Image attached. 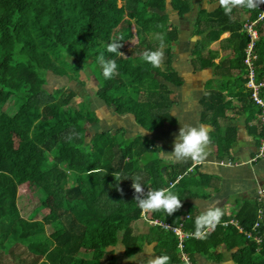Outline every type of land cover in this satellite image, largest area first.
Listing matches in <instances>:
<instances>
[{
	"label": "trees",
	"instance_id": "obj_1",
	"mask_svg": "<svg viewBox=\"0 0 264 264\" xmlns=\"http://www.w3.org/2000/svg\"><path fill=\"white\" fill-rule=\"evenodd\" d=\"M195 1L0 0V220L19 218L18 188L27 184L39 201L29 218L36 220L40 212L48 210L41 220L52 227L36 241L43 245L38 246L44 247L43 251L33 250L30 243L35 240H26L28 236L15 230L10 245L0 248V264H42V260L45 264H120L152 242L158 256L171 258L169 264H183L179 237L160 226H149L146 217L160 218L191 234L184 241V252L191 258L196 254L212 257L224 244L228 251H235L237 264H264V239L258 245L236 226H224L230 218L223 211L214 230L208 228L211 231L205 238H195L194 221L199 214L184 203L177 189L172 191L181 207L174 213L142 214L135 200L139 194L132 187L137 177L148 192L168 188L179 177L187 188L188 178L198 173H190L184 166L167 168L160 147L149 137H127L124 128L89 132L99 118L91 108L93 102L86 99L90 98L85 92L87 71L96 83L92 86L96 97L118 117L130 115L150 132L176 122L171 115L172 103L165 97L172 92L168 83L179 86L183 80L172 67L179 31L170 22L169 8L188 20ZM260 12L259 6L234 7L230 15L220 5L212 12L199 9L196 24H206V28L195 32L203 38L194 55L202 66L237 72L205 97L202 120L211 110V123L218 124L217 118L225 114L227 97H232L242 102L245 112L252 113L263 137L264 126L257 118L262 108L252 100V90L246 88L244 59L249 38L243 31L244 24L255 21ZM152 28L155 31L150 35ZM256 29L255 72L260 83L264 82V21ZM225 33L230 36L218 42ZM158 34L164 38V60L156 68L141 57L159 48ZM114 40L122 44L118 51L123 55L107 51ZM217 48L229 51L218 64ZM101 53L117 63V74L111 79L103 77L98 61ZM48 73L86 84L82 93H86L87 104L76 103L78 93L68 88L46 89ZM260 96L264 100V87ZM229 133L232 129L226 126L209 134L211 143L222 153L233 143L229 140L234 134ZM256 206L246 204L232 216L244 232H250L257 221L261 208ZM141 224L147 225L146 231ZM10 233L0 225V240H7ZM117 249L123 250L122 257L117 256Z\"/></svg>",
	"mask_w": 264,
	"mask_h": 264
},
{
	"label": "crops",
	"instance_id": "obj_2",
	"mask_svg": "<svg viewBox=\"0 0 264 264\" xmlns=\"http://www.w3.org/2000/svg\"><path fill=\"white\" fill-rule=\"evenodd\" d=\"M218 4H212L208 0H196L192 11L193 13L196 12L193 23L189 19L186 20L189 26L187 28L184 27L181 31L175 25L179 31V41L175 46V57L172 67L178 73V76L182 78L183 83L179 86L170 83L168 85L172 93H175L172 95L171 115L175 118L176 122L174 124L167 123L162 128L150 132L140 127L134 117L129 115L124 116L126 118L120 120L122 126L117 130L124 128L127 137L130 138L137 135L149 137V139L160 147L161 153H168L173 151L174 140L179 134L180 127L185 124L192 126L203 124L208 128V134L214 133L221 127L230 126L234 134V139L229 140L233 143L228 149L229 152L226 153L227 157H225V153L220 152V148L217 145H212V143L207 146L206 151L208 155L201 164H196L190 158L186 161H173L162 154L160 156L165 160V163L166 160L168 161L166 163L167 168L184 166L189 169L188 171L190 173H193V170L198 173V175L196 174L188 178L187 188L179 182L171 189H177L175 192L183 196L185 204L195 208V213L200 215L209 208L219 207L230 218L227 223L232 221L237 223V221L232 219V216L234 215V211L237 209V212L240 206L243 207L246 204L250 206L257 205L258 210L262 207L258 199L259 190H264V156L258 157L261 145L258 139L260 137L259 124L254 120L252 113L245 112L242 102H238L237 99L227 97L224 104L225 114L219 117L217 116L218 124L211 123L212 117H214V112L211 110L205 112L206 118L204 121L202 120L204 112L203 101L205 97L208 96L211 90L218 91L224 79L237 74L236 71L229 72L227 67L221 69L214 68L213 66H202L196 61V56L194 55L198 41L203 38L202 36L196 35L195 32L198 29L204 30L206 28V24L200 26L196 24L195 20L198 11L201 9L212 12L219 7L220 4ZM192 12L190 15H192ZM176 14L175 17L181 19L178 13ZM172 20L171 18V24ZM229 35V33L223 34L222 36L224 38L222 40L228 38ZM221 41L219 40L218 42ZM214 44L211 45V48L214 47ZM214 51L219 53L218 58L215 60L217 64L229 53V51H224L219 48ZM204 55L205 57L208 56L207 53ZM160 80L161 82H165L163 79ZM228 102L229 104L227 105ZM257 118L263 124L261 115H258ZM103 120L108 121L106 118H103ZM99 121H101V118ZM110 123L108 121V124ZM263 129L264 127L261 131ZM99 130L94 131V133L99 132ZM101 131L106 130L101 129ZM161 215L167 216L168 214L161 211ZM158 220L161 221L160 218ZM146 224H143V226L141 224L142 228H146L143 229L145 231L148 228ZM209 231L211 229L206 230V235ZM155 246L156 243L154 242L147 243L143 251L134 257L136 264H147L149 255L158 256L155 253ZM145 248H149L150 251L146 253ZM234 252V250L228 251L227 247L221 244L215 250L212 257L208 254H196L192 258L188 254L187 256L194 264H237L233 258Z\"/></svg>",
	"mask_w": 264,
	"mask_h": 264
},
{
	"label": "clouds",
	"instance_id": "obj_3",
	"mask_svg": "<svg viewBox=\"0 0 264 264\" xmlns=\"http://www.w3.org/2000/svg\"><path fill=\"white\" fill-rule=\"evenodd\" d=\"M261 3H264V0H219V4L224 9L226 15H230L234 7L254 9ZM156 38L160 42L159 48L156 51L144 52L141 59L146 63H150L153 67L158 68L164 60V53L162 51L164 48V38L159 34ZM121 45L122 44L118 41L114 40L107 46V51L123 55V53L118 51ZM98 61L102 67L103 77L105 79H111L117 74L118 66L115 60H106L103 53H101L98 57ZM208 133V128L203 124H198L196 126L185 124L180 127L179 134L174 140L173 151L168 153L163 152L161 154L173 161H186L190 158L196 164H201L208 155L206 148L211 143ZM132 187L137 194L142 193L143 189L139 182V177L133 180ZM135 200L142 214L163 211L171 215L181 207V201L178 196L173 193L171 187L149 190L145 198L141 199L140 196L137 195ZM222 215L223 213L219 207H213L197 216L194 221L195 238H205L206 229H214L216 225L220 223ZM149 251V248H145L146 253ZM170 259L168 255H149L147 264H169Z\"/></svg>",
	"mask_w": 264,
	"mask_h": 264
},
{
	"label": "rangeland",
	"instance_id": "obj_4",
	"mask_svg": "<svg viewBox=\"0 0 264 264\" xmlns=\"http://www.w3.org/2000/svg\"><path fill=\"white\" fill-rule=\"evenodd\" d=\"M192 1H194V0H192ZM120 5H121V3H120ZM201 7H203V6H201ZM169 11L171 13L170 14L171 18L173 19L172 25L178 26L180 31L183 30L184 27L187 28V26H189V24L187 23L186 20L178 19L177 17H175L177 14L175 12H172L170 8H169ZM195 15H196V12H194V13L192 12V15L187 17L189 20H191V23H193V18L195 17ZM243 17L245 18V17H247V15H243ZM133 31L135 32L134 28H133ZM154 31L155 30L152 28L150 30V35H153ZM223 38H224V36L221 37L220 41ZM247 47H248V45H247ZM86 73H87L86 77L89 79V82L88 83L86 82L87 85L85 84L86 86L84 84L72 81L70 78L60 77V76H56L52 73H48V75H47L48 84L46 85V89H48L50 92H52L56 88H68V90L75 91L78 93V97L75 99L76 103H78V104H80V103L81 104H87V101H85V96L87 93L90 96V98L86 97V99L93 102L91 108L96 112V115L98 116L99 120L101 118V121H99V125L97 124V126H95L94 128H93L94 125L90 126L91 128L89 127V132L91 133V135L94 134V131H97L98 129H100L99 132L101 131V129H103V130L112 129L113 132H115L118 128H120L122 126V124H120V122H121L120 120H122L126 117L123 116V118L117 119L118 115H116L114 113L113 109L110 107H107L103 102L99 101V99L96 97L95 93L93 92V88H92V86L96 85V83H95V81L90 79V77H88L89 71H87ZM86 77L83 76V78H84L83 80H85ZM237 84L239 85L238 82H237ZM84 86L87 89V91H85L86 93L84 92V94H83L82 91H83ZM173 94H175V93L170 92L169 96L167 94L165 97L166 100L168 98L170 100V102L172 103L173 102V99H172ZM228 104H229V102L227 103V105ZM89 109H90V107H89ZM87 111H88V109H87ZM87 111H85V113H87ZM103 118L108 119V121L111 123L108 124V121L106 120L107 121L106 122L105 120H103ZM110 126H111V128H110ZM258 139L260 141V144H262V135ZM228 152H229V150L226 153H228ZM226 153H225V155H226L225 157H227ZM221 156L223 157V155H221ZM167 162L168 161L166 160V163ZM181 178L182 177H179V179L177 181H175L174 183H171V184H174L173 187L176 185V183L180 182ZM18 196H19L18 197L19 198L18 199V205H19V209H20L19 218H17V220H14V219L0 220V225L3 226L4 232H6V231L11 232L10 237L7 240H0V248L6 249V247L10 245L11 241H9V240L12 237L11 234L16 230L19 233L21 232L25 236H28L29 238H27L26 240H31V239L35 240L34 242L30 243V246L32 247L33 250L43 251L44 247H38V246H43V245L41 243H37L36 241H37L38 237L40 238V235L43 232L46 235H48L52 231V227L46 226L45 223H43V220H41L42 214H46L48 212V210H44V211L40 212L35 217L36 220L35 219L33 220V219L29 218V216H30L31 212L37 206H39L38 198H36V196H33V190L27 184L22 185L18 188ZM262 207L264 208V205H262ZM239 209H241V206L239 207ZM236 210L234 211V214H235ZM143 222H144V220H143ZM143 229H146V228H143ZM170 231H173V230H170ZM15 238L17 239V237H15ZM122 251L123 250H121V249H117V256L118 257H122V254H123ZM180 256H181V253H180ZM181 261H182V258H181ZM42 264H45V261L42 260ZM120 264H136V260H135V258H129V259L124 258V259H122Z\"/></svg>",
	"mask_w": 264,
	"mask_h": 264
},
{
	"label": "built area",
	"instance_id": "obj_5",
	"mask_svg": "<svg viewBox=\"0 0 264 264\" xmlns=\"http://www.w3.org/2000/svg\"><path fill=\"white\" fill-rule=\"evenodd\" d=\"M259 10L261 11L258 18L255 21H248L244 24L243 26V31L247 33L248 38H249V43L248 47L246 49L245 53V59H244V64L246 66L247 70V82H246V88L252 90V95L251 98L255 102V104L259 107L262 108V114H261V120L264 123V100L260 96L261 89L264 87V82L257 83L256 82V72H255V62L258 60V55L255 52V44L259 38V32L256 29V25L264 21V3H261L258 5ZM264 156V136L262 138V144L260 145L259 148V154L258 157H263ZM174 184H171L169 187H173ZM148 192H146L144 189L142 193H139L140 197H143L144 195H147ZM259 203L261 205H264V190L260 189L259 190ZM146 222L149 223L151 226H160L165 230H173L174 233L179 237V244H178V249L179 252L181 253V258L184 264H193L187 254L184 252V241L192 236L189 233H185L181 228H174L170 226L167 223H163L162 221H159L157 219L155 220H150L148 217H146ZM234 225L236 226L240 232H243L246 234L247 238L256 242L258 245H260L264 239V233L260 234V229L264 225V208L261 207V210L258 211V218L255 224L252 227V230L250 232H244V230L239 227L237 223L232 222H225L223 223L224 226L228 225ZM207 233V232H206ZM194 236V235H193Z\"/></svg>",
	"mask_w": 264,
	"mask_h": 264
}]
</instances>
